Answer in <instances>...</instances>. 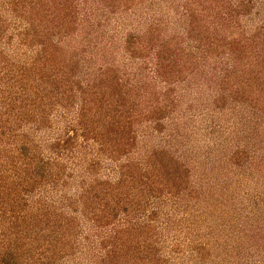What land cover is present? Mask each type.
<instances>
[{"label":"trees","instance_id":"trees-1","mask_svg":"<svg viewBox=\"0 0 264 264\" xmlns=\"http://www.w3.org/2000/svg\"><path fill=\"white\" fill-rule=\"evenodd\" d=\"M80 1L0 0V230L13 235L0 264H264V219L246 206L264 214L247 189L264 179L244 174L264 161L222 117L234 95L264 97V21L241 25L258 0L236 12L181 0L159 16L151 0H99L100 23L147 19L116 40V25L107 38L77 22ZM114 42L124 59L156 60L149 87L118 74ZM190 76L220 89L223 107L182 103L170 87Z\"/></svg>","mask_w":264,"mask_h":264},{"label":"rangeland","instance_id":"rangeland-1","mask_svg":"<svg viewBox=\"0 0 264 264\" xmlns=\"http://www.w3.org/2000/svg\"><path fill=\"white\" fill-rule=\"evenodd\" d=\"M153 1V7H155V9H153L152 11H150L149 13H151L154 11L155 14L157 16L162 15L163 12L165 11H170L172 14L176 13L175 9H179V6L182 4L181 0H159L160 2L157 4V0H151ZM150 1V2H151ZM228 1V0H227ZM240 0H229V6L230 8H228L229 11L231 12H236L237 8L236 6H239ZM21 4V2L19 3ZM99 0H84V1H80L78 3L75 4L74 8V12H76V16H78L77 22H79L81 24V22H84L81 26L83 28H87L86 30L90 29H96L97 25L96 23H99L100 25H103L108 29L111 30L113 27L118 26L119 29L117 30L116 35H114L115 40L117 39V35H118V39H120V36H124V34H126L127 32L131 31L134 32V28H136L137 30H144L146 28V23H147V19L146 17L144 19H142L140 22L138 20H133V19H129L126 20L125 22H123V16L117 20L116 16L114 18L111 17V15L108 16V20L105 22H101L105 20L104 14L101 13V11L99 10ZM101 7V6H100ZM175 8V9H174ZM258 11L259 13H257V11H254L251 15L249 16H241L242 18V27L244 30H246L248 32V30H250L252 28V30H255L256 25L260 24L261 22L264 21V0H258ZM91 13V17H90V22H85L84 20H86V14H90ZM239 14V13H236ZM102 17V19H101ZM93 23V24H92ZM117 27V28H118ZM80 27V32L82 34L85 35V33H83L81 30H85ZM112 32V31H111ZM130 33V32H129ZM107 38L110 37V33L107 34V36H105ZM184 43V42H183ZM185 44V43H184ZM107 47H109V51L107 52V55L109 56V58L111 59L112 57L115 58V61H113L114 66H119L120 65V70L118 71V74L121 76H126L127 79L131 81L132 79L134 81H141V82H146L147 85L149 87V81H148V76L146 74V71L148 73L149 71V67H151L152 64L156 63V60L154 59H146V58H142L144 60H138L135 57L134 58H130L128 59L127 57L124 59V55H122L123 53V49L122 47H115V42L113 43V45H106ZM146 59V60H145ZM126 65H125V64ZM124 64V67H128L127 69L125 68H121V65ZM137 69L138 70V74L133 73V70ZM151 70V69H150ZM182 78V77H181ZM183 81V82H182ZM202 83L196 79V77H183L182 80L180 82H175V85L170 87V89H173L174 92L173 94L175 96H179L182 99V103L183 101H186L193 104L194 101L197 103V109L196 110H203V112L205 113L207 111L206 109V100L207 102H209V110L211 111L212 107H215V105H217V107H223V103H215L214 99H215V94H218L220 92V89H216V87H214L215 89H212V87L208 84L206 85H201ZM152 85V84H151ZM247 95V94H246ZM255 94H250L247 97L244 96H239V95H234L233 99H237L234 103H231L230 106H232L228 111H225L224 113H227V116H223L222 117L225 121H227L230 118V122L228 124V129L230 132H232L233 135H235L233 138L235 139L234 142L236 143V145L239 144V146H244L245 145V141H248L250 144V146H248L251 151L256 149L254 148V146H256L257 148H259L260 150L258 151L260 155H258V158H256V162L258 164L263 163L264 161V97L262 98V100H259V104L256 105V98L254 97ZM259 108L261 106V110L262 112L259 111ZM229 106H227L228 108ZM263 107V108H262ZM206 110V111H204ZM204 117L207 118L208 115L204 114ZM202 118L200 117L199 120H197L196 122H186V124H184L186 128H189L190 126H199L202 125L201 123L205 122L206 120H201ZM183 123V122H182ZM257 124V125H256ZM240 137V138H239ZM209 140V139H208ZM210 141V140H209ZM196 145L197 148L201 149V152H204L205 150H208L209 147L207 145L206 142L204 141H197L196 143H194ZM85 151V150H83ZM256 151V150H255ZM82 150L77 151V153H81ZM79 154H76L75 152L72 153L70 155V157H67L68 161L67 163L70 164L71 162H74L75 158H80L78 156ZM73 156V158H72ZM255 164V163H254ZM264 167V166H263ZM261 167V168H263ZM256 169V170H255ZM259 170H257V167L253 168L251 167V170H255V173H252L251 170H247L244 174L246 177H248L249 175L252 178H263L264 179V170L260 169V167L258 168ZM242 170V169H241ZM240 167H237L236 172L241 173ZM102 173L101 177L103 178H108L105 177L106 175V171ZM263 172V173H262ZM249 176V177H250ZM250 177V178H251ZM259 186H250L247 187V189L250 192H258L260 194V199L261 197L264 199V190L263 187L262 188H258ZM42 191V190H41ZM41 193V192H40ZM44 193H41V195H43ZM44 198L47 202H52L55 199V196H51L48 194H44ZM246 206H248V210L247 212H251V215L256 214L257 217H262L264 219V214H262V212L260 211V209L258 210L257 208L254 207V205L252 204H248L246 203ZM255 210V211H254ZM261 214V215H260ZM252 218V217H251ZM250 222V221H249ZM6 239V241L8 240L9 243L12 242L13 240V235H11L9 232H7L5 230V227L2 228V231L0 230V242ZM261 243H263V252H264V241H262ZM258 248H260V246H258ZM256 249V248H255ZM261 250V249H260ZM260 250H258L260 252ZM264 257V253L262 254ZM188 258V255H186ZM184 259H181V261H183ZM185 262V260L183 261ZM187 263V262H185ZM58 264H74V262L72 261H65V262H60Z\"/></svg>","mask_w":264,"mask_h":264}]
</instances>
